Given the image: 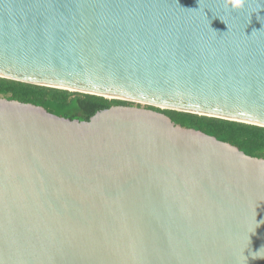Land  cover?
Listing matches in <instances>:
<instances>
[{
    "label": "water",
    "instance_id": "obj_1",
    "mask_svg": "<svg viewBox=\"0 0 264 264\" xmlns=\"http://www.w3.org/2000/svg\"><path fill=\"white\" fill-rule=\"evenodd\" d=\"M232 3L0 0V76L264 126V0ZM0 264H264V158L0 97Z\"/></svg>",
    "mask_w": 264,
    "mask_h": 264
},
{
    "label": "trees",
    "instance_id": "obj_2",
    "mask_svg": "<svg viewBox=\"0 0 264 264\" xmlns=\"http://www.w3.org/2000/svg\"><path fill=\"white\" fill-rule=\"evenodd\" d=\"M0 97L44 106L48 111L71 119H90L112 105H139L162 111L176 123L196 128L238 146L246 154L264 158V126L227 118L198 114L133 101L34 84L0 76Z\"/></svg>",
    "mask_w": 264,
    "mask_h": 264
},
{
    "label": "clouds",
    "instance_id": "obj_3",
    "mask_svg": "<svg viewBox=\"0 0 264 264\" xmlns=\"http://www.w3.org/2000/svg\"><path fill=\"white\" fill-rule=\"evenodd\" d=\"M244 5V0H233L232 7L233 9H240Z\"/></svg>",
    "mask_w": 264,
    "mask_h": 264
},
{
    "label": "rangeland",
    "instance_id": "obj_4",
    "mask_svg": "<svg viewBox=\"0 0 264 264\" xmlns=\"http://www.w3.org/2000/svg\"><path fill=\"white\" fill-rule=\"evenodd\" d=\"M142 104V103H141Z\"/></svg>",
    "mask_w": 264,
    "mask_h": 264
}]
</instances>
